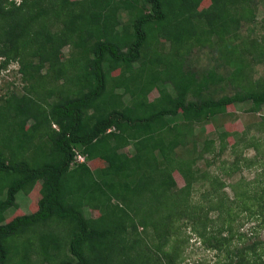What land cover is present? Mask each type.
<instances>
[{
    "label": "trees",
    "instance_id": "16d2710c",
    "mask_svg": "<svg viewBox=\"0 0 264 264\" xmlns=\"http://www.w3.org/2000/svg\"><path fill=\"white\" fill-rule=\"evenodd\" d=\"M243 1L210 0L200 8L202 0H51L47 5L42 0H0V68L19 58L24 77L63 78L74 86L60 91L48 87L45 97L11 94L0 102V264H30V251L48 264H174L165 252L155 258L147 240L145 249L132 255L120 242L130 230L137 231L138 204L171 195L175 170L185 184L172 195L176 201L182 196L184 203L167 206V221L185 213L209 247L221 250L230 242L220 229L207 231L206 215L183 200L192 179L181 163H173L172 153L181 144V123L209 120L229 104L249 102V111L264 104L263 80L215 98L216 86L225 80L217 68L197 72L184 64L193 45L215 40L233 65L229 83L243 77L241 63L224 43L238 22L233 10ZM48 10L65 16L59 33L46 24L38 26ZM120 11L128 13V23L121 24ZM159 38L169 41L174 54L161 58L154 51ZM67 44L83 57L68 60L80 69L75 75L68 73L62 57ZM114 70L118 75H111ZM109 87L129 92L130 104ZM152 89L158 96L149 100ZM172 118L181 123L170 124ZM168 131L174 135L167 137ZM128 144L130 155L120 150ZM76 150L84 162L75 161ZM95 159L106 165H90ZM38 181L45 188L37 208L5 220L7 209L17 208L16 194L31 191ZM85 206L100 211L99 216L85 215ZM138 223L142 229L150 226V221ZM163 223L165 227V221L153 225L159 240L168 234V227L159 228ZM42 225L46 227L38 228ZM139 241L136 237L133 243ZM154 248L159 252L161 243ZM245 261L242 250L233 247L223 264Z\"/></svg>",
    "mask_w": 264,
    "mask_h": 264
},
{
    "label": "rangeland",
    "instance_id": "374dc122",
    "mask_svg": "<svg viewBox=\"0 0 264 264\" xmlns=\"http://www.w3.org/2000/svg\"><path fill=\"white\" fill-rule=\"evenodd\" d=\"M19 3L20 0H13ZM44 4L51 0H42ZM210 4V0H202L199 7ZM233 16L238 20L232 24L231 32L225 37L224 43L232 48V57L241 63L243 77L234 83H229L227 76L233 70L227 58L222 56L217 49L215 40L202 46L193 45L184 55L185 66L197 72L207 68H217L225 77V80L216 86L213 96L215 98L235 90L241 91L246 87L256 86L260 80L264 81V0H246L233 10ZM121 24L129 22L128 13L120 11L117 15ZM65 16L57 15L52 10L43 15L38 26L46 24L48 30L59 33L63 27ZM155 52H159L161 58L165 55L174 54L169 41L159 38L153 43ZM62 57L65 59V67L68 73L75 75L80 69L68 63L69 58H83L78 50L71 44L62 48ZM0 57V61H1ZM30 61L37 63V57H31ZM24 60L19 58L10 61L7 66L0 68V102L11 94L31 93L34 97L43 95L48 87L54 91L74 89L71 82L64 83V79L50 80L37 78L34 75L24 77L19 67ZM138 63H135V67ZM104 68L109 72L107 64ZM43 69L42 71H44ZM42 73V72H41ZM40 75V74H39ZM112 76L118 75L114 70ZM39 77V76H38ZM73 77V76H72ZM37 80V84H36ZM112 81L109 82L111 84ZM166 88L171 89V84L166 83ZM114 92L120 93L122 101L130 104L131 94L122 88L109 87ZM50 97V99L54 98ZM158 96L157 89L148 93V99L153 100ZM249 102L229 104L225 112L216 114L209 120H199L190 123H181L180 118H172L171 123H181L178 138L181 144L172 153L173 163H181L188 171V177L192 179V187L186 199V203L195 204L198 212L203 214L206 221V230H221L222 235L229 237L230 242L216 250L208 246L206 238H202L192 230V224L188 222L185 213L182 216H173L167 221V206L183 205L180 200L176 201L172 195L175 189L184 186L185 181L175 170L172 172L176 186L171 190V195L164 197H150L137 205L136 232L129 231L126 238L120 242L129 254L143 251L144 240L148 241L153 249L154 257L161 253H168L173 257L174 264H223L228 256V251L233 247L242 250L246 258V264H264V104L258 111H249ZM28 122L22 126L26 128ZM225 133L224 140L221 135ZM174 135L168 131L167 137ZM44 142L48 145L47 139ZM130 155L133 152L130 144L120 149ZM32 153V150L29 154ZM85 161V159H84ZM83 161V162H84ZM90 165L106 163L100 159L89 162ZM44 184L38 181L29 192L20 191L16 194L17 208H9L4 218L9 219L16 214L29 213L37 208V200L44 194ZM173 197V198H172ZM167 204L163 205L162 202ZM215 208H212V207ZM217 207V209H216ZM85 215L98 217L100 211L84 207ZM150 221V226L142 229L139 221ZM165 221L166 226L160 225V229L168 227L167 237L160 240L155 237L154 224ZM54 225V224H53ZM61 231H65L62 224L56 225ZM46 227L45 225L38 228ZM33 238V235H30ZM136 237L140 241L133 243ZM19 237V241L23 240ZM159 241V242H158ZM161 243V250H156L157 244ZM132 245V246H131ZM131 246V247H130ZM252 247V248H251ZM31 255L30 264H48L40 261V254L35 251ZM156 253V255H155ZM16 256L13 258V261ZM255 259V261H254Z\"/></svg>",
    "mask_w": 264,
    "mask_h": 264
},
{
    "label": "built area",
    "instance_id": "2783aa9c",
    "mask_svg": "<svg viewBox=\"0 0 264 264\" xmlns=\"http://www.w3.org/2000/svg\"><path fill=\"white\" fill-rule=\"evenodd\" d=\"M84 156L78 152L77 150L75 151V161L82 162L84 161Z\"/></svg>",
    "mask_w": 264,
    "mask_h": 264
}]
</instances>
